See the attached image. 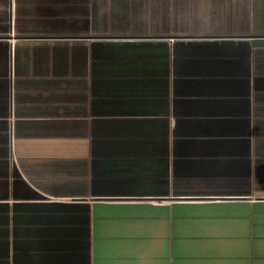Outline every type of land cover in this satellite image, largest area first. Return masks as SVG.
<instances>
[{
	"label": "crops",
	"instance_id": "1",
	"mask_svg": "<svg viewBox=\"0 0 264 264\" xmlns=\"http://www.w3.org/2000/svg\"><path fill=\"white\" fill-rule=\"evenodd\" d=\"M0 264H264V0H0Z\"/></svg>",
	"mask_w": 264,
	"mask_h": 264
}]
</instances>
